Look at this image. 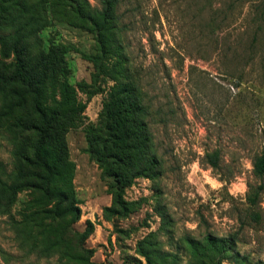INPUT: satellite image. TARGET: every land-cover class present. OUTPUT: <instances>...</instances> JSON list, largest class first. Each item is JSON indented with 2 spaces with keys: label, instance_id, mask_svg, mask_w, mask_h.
<instances>
[{
  "label": "rangeland",
  "instance_id": "374dc122",
  "mask_svg": "<svg viewBox=\"0 0 264 264\" xmlns=\"http://www.w3.org/2000/svg\"><path fill=\"white\" fill-rule=\"evenodd\" d=\"M86 2L92 12L101 8L99 0ZM262 15L264 0H119L112 29L124 46L125 76L137 84L147 108L158 168L135 177L123 203L114 205L108 181L86 151L83 126L97 121L123 71L116 69V56H101L91 25L49 12L40 34L45 46L53 42L67 50L68 81L85 102L84 120L65 134L80 215L61 244L75 257L52 245L57 223L21 232L15 222L29 197L22 190L10 213H0V264H135V258L145 264L137 244L146 235L176 254L178 264H190L185 238L202 241L206 234L231 238L221 264H264V189L255 204L246 199L249 186L264 188V176L252 172L253 156L264 153ZM9 149L0 135L7 169ZM213 150L219 152L217 167L204 159ZM86 220L93 228L83 245L91 256L77 249ZM25 235L36 238L34 249Z\"/></svg>",
  "mask_w": 264,
  "mask_h": 264
},
{
  "label": "trees",
  "instance_id": "16d2710c",
  "mask_svg": "<svg viewBox=\"0 0 264 264\" xmlns=\"http://www.w3.org/2000/svg\"><path fill=\"white\" fill-rule=\"evenodd\" d=\"M99 1L101 8L92 12L86 0H0V135L10 146L11 157L10 169L0 160V213H10L18 193L28 190L29 197L23 204L26 207L15 223L22 226V233L34 232L35 226L48 230L58 225L52 245L60 244L61 255L69 258L75 256L61 241L69 226L78 220L80 209L65 134L84 120L85 102L78 99L76 88L68 81L67 50L53 42L44 44L40 32L49 25V12L60 20L75 17L91 25L101 56H116V69L123 71V80L114 78L97 121L83 126L86 151L108 181L112 203L122 204L123 191L132 180L153 175L158 168L145 120L147 108L137 84L125 76L127 68L121 63L126 59L124 46L120 34L116 31L115 35L112 29L119 0ZM260 52L264 56V48ZM204 159L217 167L218 150L206 152ZM252 172L258 178L264 176V153L253 156ZM263 189L261 183L249 186L246 199L250 205L256 203ZM108 210L110 207H104V211ZM159 213L165 218L162 211ZM252 215L259 218L257 212ZM92 228V222L86 220L77 235V249L87 256L92 255V250L83 243ZM205 236L202 241L185 238L189 263L221 264L231 252V238ZM32 239L29 241L25 235L30 249L35 246L36 238ZM137 253L145 264H178L179 260L176 254L163 250L151 235L138 242ZM135 262L140 264L136 258Z\"/></svg>",
  "mask_w": 264,
  "mask_h": 264
}]
</instances>
